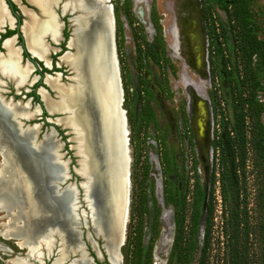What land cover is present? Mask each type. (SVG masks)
Segmentation results:
<instances>
[{
    "label": "rangeland",
    "instance_id": "374dc122",
    "mask_svg": "<svg viewBox=\"0 0 264 264\" xmlns=\"http://www.w3.org/2000/svg\"><path fill=\"white\" fill-rule=\"evenodd\" d=\"M35 1L40 5L37 7L40 8L42 15L39 18L32 16L33 26L30 29L29 38L34 48L40 50L41 35L49 34L52 39H58V24L51 8L53 7L52 10L57 15L64 13L63 15L70 18L75 16L77 11H68L75 9L69 0H66L63 5V9H67L66 11L61 10L64 0ZM87 1L91 5V9L88 14L86 13L85 19L81 18L84 19L82 28L90 27L97 19L100 20L101 17L106 16L108 10L112 16L113 51L121 88L120 108L124 116V128L128 138L126 145L129 179L128 212L124 225L123 243L119 250L122 255L127 256L129 264H198L202 242V217L210 188L213 133L210 104L218 103L216 109L228 117L231 115L233 105L225 70L221 66H217L216 63L227 59V66L231 67V64L234 63L233 47L230 41H224L223 37L219 36L213 40L212 45L216 50L223 51L224 56L223 58L219 54L214 56L213 69L210 71L208 50L211 49V45L209 46L206 35L200 0ZM218 1L211 0L212 9L214 14L222 22H225L226 13ZM261 1L264 0H255L252 2L253 6L256 7ZM22 4L31 8L38 15L34 7L23 2ZM5 16L2 15L0 24ZM19 16L22 18L20 14ZM27 20H29L28 17ZM74 20L77 21L79 18ZM40 23L45 24L48 29H55V34L52 35L48 31L41 32L38 27ZM69 23L67 21V36H70L72 28ZM85 34L84 29L82 32L78 31L79 46L84 42ZM44 39L51 47L56 46V48L62 41L61 38L54 45L47 37ZM75 39V37H71L69 44L76 47ZM6 51V54L0 55V64L4 67L7 77L19 89L18 86L26 82L29 67L22 68L19 65L14 49ZM68 51L70 52L68 57L62 56L61 59L72 69H76L77 55L73 53L75 50L72 48ZM54 54L56 55L58 52L55 51ZM39 56L41 57V54ZM25 60L24 58L23 62ZM37 65L41 68L39 63ZM59 67L62 74L61 82L71 83L69 78L73 76V72L66 65ZM89 71V82L95 81V69L89 68ZM255 72L257 76H261V72ZM46 73L52 75L50 72ZM28 76L31 79L34 73L31 72V75ZM122 76L123 80H121ZM8 78L0 75V94L16 100H26L19 94H13V83ZM73 78L76 79L77 75H74ZM54 82L53 86H49L56 90V93L61 97L59 101L53 100L56 97L52 90L42 82L39 83V88H44L48 92L52 102L48 111L69 110L68 116L63 117L62 113L50 114L44 110L41 111L38 107L41 106L40 102L28 97L29 106L19 102L10 104L8 101H4L7 105H3L0 101V119L13 128L14 132L11 136L13 141H25L33 155H44L49 158L55 182L62 179L63 166L54 160L56 141L52 134L46 135L51 128H54L58 141L62 143L58 150L61 155L60 159L67 160L68 171L66 174L69 175L66 182L75 183L77 186L82 179L73 172L72 168L78 167L76 162L78 156L73 148L75 142L69 139L72 133L65 126L71 127L73 124L79 126L82 121L81 117H87V113L82 109L83 103L87 104L86 100L82 101L77 98L79 95L91 94L92 91H68L70 89L60 85L55 77ZM22 87L30 88L27 84ZM254 91H256L255 95L261 104V123L264 127V80H261V84ZM20 92L23 93V91ZM67 95H70L75 103L69 102ZM34 105L38 107L37 114V109L33 111L29 109ZM17 117L27 118L18 119L23 124H39V132L33 136L36 125L24 129L19 127L15 121ZM55 119H57V123L65 126L54 124ZM71 128L76 133L73 139H78V134L84 131L81 127ZM0 133L1 141L3 140L5 145L7 144L6 151L10 155V160L19 167L23 176L31 184L32 191L36 194L25 154L17 145L5 140L6 136L2 131ZM32 136L40 141L35 143ZM129 136L132 137V148L128 145ZM77 142L79 143V141ZM76 149L81 151V145L76 146ZM131 151H133V155H131ZM130 171H132V176L136 173L137 178L135 180L134 177L133 181L132 177V184L129 178ZM251 171L248 161L244 184L249 203L253 200V173ZM217 185L216 183L214 190L216 198L214 234L218 230L221 205ZM53 190L56 193V198L62 200L71 191L66 188L59 192L54 184ZM99 191V183L95 181L90 196L96 202L99 201ZM80 197L81 190L78 188V199ZM88 202L90 210H92L91 214L94 216V219L91 218L92 221L99 222L100 216L97 215L100 213L99 208H96L93 202L91 204L90 201ZM0 214L2 213L0 212ZM189 220L192 223L189 240L186 243H177L175 241L177 226L180 222L186 224ZM2 221L1 217L0 222ZM60 225L61 223H59L57 232L58 236L63 238L65 230ZM93 226L95 227L94 224ZM94 229L98 230L96 227ZM40 241L45 244V249L48 250L52 246L53 240L44 235Z\"/></svg>",
    "mask_w": 264,
    "mask_h": 264
},
{
    "label": "trees",
    "instance_id": "16d2710c",
    "mask_svg": "<svg viewBox=\"0 0 264 264\" xmlns=\"http://www.w3.org/2000/svg\"><path fill=\"white\" fill-rule=\"evenodd\" d=\"M6 2L13 11H18L10 0ZM252 2L255 0H219L218 4L226 13V20L222 22L214 14L211 0H200L206 35L211 45L208 50L209 70L213 69L215 55L224 56L223 51L216 50L212 45L219 36L224 41H230L234 63L231 67L227 66V59L216 63L225 70L233 105L228 117L216 109L218 103L210 104L213 128L210 188L202 217L198 264H264V127L261 123V104L254 91L264 80V1L256 7ZM14 32L6 29L1 38ZM63 37H67L64 30ZM17 43L22 45L20 35ZM61 48L64 49V43ZM22 56H27L24 50ZM42 71L49 72L44 67ZM255 71L261 72V76H257ZM32 96L39 101L35 93ZM128 145L133 147L131 136ZM248 161L253 173V200L250 203L244 184ZM132 177L133 181L134 177L137 179L136 173L132 176L130 171L131 184ZM216 183L221 205L218 230L214 234ZM191 229L190 220L186 224L180 222L175 230V241L186 243Z\"/></svg>",
    "mask_w": 264,
    "mask_h": 264
},
{
    "label": "bare ground",
    "instance_id": "6f19581e",
    "mask_svg": "<svg viewBox=\"0 0 264 264\" xmlns=\"http://www.w3.org/2000/svg\"><path fill=\"white\" fill-rule=\"evenodd\" d=\"M28 1L31 4L35 3L40 7L38 2H36L35 0ZM69 1L71 5L75 7V9H72L70 11H77V14L71 18L72 23L76 25L78 20L75 21L74 19L83 16H85L83 17L85 19L87 17L86 13L88 14V11H90L91 9V5L87 0ZM93 1L100 2V0ZM65 2L66 0L64 1V3ZM64 3L62 5H64ZM78 3L81 4L78 5ZM21 10L25 13V20L22 26V30L27 42V46L32 53L37 56L41 54V57H39L44 59L42 46H39L40 50H36L29 38V32L31 26H33L31 23L33 15H31L29 12H26V9L24 7H21ZM4 13L5 10L3 9V5L0 3V19L2 15L5 16L6 13ZM27 17L29 18V20H27ZM38 27L41 32L48 31V33H52V35L55 34V29H48L45 24L40 23L38 24ZM75 28L77 27L74 26L72 30V37L76 38V51L73 53L79 52L78 54H80V50L82 49L81 47L79 49L77 40L78 29L75 30ZM85 31L86 34L84 35V42L82 43H85L86 47H88L87 57L85 59L82 69H75V72L79 76V78L74 80V84L72 86L80 91L92 92L91 94L85 96L79 95L77 98L82 101L86 100L87 104L83 103L82 109L87 113V117H81L82 121L79 126L74 124L71 125V127L73 128L81 127L82 129H84V131H81L78 134L79 140H72L76 142L74 145L75 153L78 154L80 157L78 162L82 166H80L81 169L79 171L81 175H86V169L83 168L85 164H87L83 156L86 154V146L83 141V137L87 133V131H89V135L93 137V140L95 142V147L97 149L98 155V162L101 165L100 171L102 173L101 175L103 176L102 187L99 191V201L96 202L91 198L90 190L88 188V185L86 184L83 189V195L85 199L84 201L87 207H89L88 201H90V204L91 202H93L96 208H99L100 213L97 215L100 216V221H94V224L101 225V227L103 228L102 233L104 235V248L108 254L110 261L112 263H116L117 247H120L123 243L124 225L126 221V218L124 217V212L125 209L128 212V206L127 208H125V201L123 200L121 202V200L118 199L119 190H117L116 188L117 185H113V182H115L117 177V165L119 163V157L115 147L111 144V139L114 132V122L117 117L116 105L119 104L121 100L119 91L116 93L113 88L114 79H117V71L113 51L112 25L110 20V14L108 13L106 16L101 17L100 20L97 19L90 27L87 26ZM11 41L12 39H8L5 41L4 45L6 50L13 49L11 46ZM68 55L69 54L66 53L63 55V57L66 58L68 57ZM89 68L95 69V81L89 82ZM45 82H47L48 85L53 86L55 84L54 77L47 76L45 78ZM39 93L45 105V110L48 111L52 106L51 99L42 89L39 91ZM0 101L3 105H7L1 96ZM35 109H37V114L38 108L36 106L33 108V110ZM55 112L56 111H48V113ZM54 121L57 123V119H55ZM62 126L65 125L62 124ZM0 131L5 134L7 138H5V140H8L9 142L17 145L25 154L27 160L26 162L31 170L33 177V187H35L36 190L35 194L32 191L31 184L23 176L19 167L16 166L15 162L10 160V155L8 151H6L7 144L5 145V142H3V140L1 141L0 138V211L3 212L2 217H5V221H3L2 225L0 226V234H2L4 237H11L18 240L21 246L25 247V249L27 248L31 253L37 254L41 248H45V244L40 241L41 237L46 235L47 237L52 239L53 235H58L57 231L59 228V223H61L60 226L65 230V220L58 216V212L57 214H55L53 213V211L55 209L58 211V208L64 205L67 201L72 200V203H74V191L71 186H66L63 189L67 188L71 190L68 193L67 197L64 200L57 199L56 193L53 190V184L55 183L53 175L54 171L53 168H51L50 166L49 158L44 155H33L30 152L29 146L25 141H13L11 138L14 132L13 128L3 123L1 119ZM73 135L75 136L76 133H74ZM77 141H79L80 144ZM79 145H81V151H78L76 149V146L79 147ZM54 160L56 163H60L63 166V170L61 173L62 179L56 181H62L64 179H67V174L64 168V162L60 161L56 150L54 151ZM62 190L57 191L61 192ZM88 215L91 218V211L88 213ZM103 235L101 234L102 237ZM61 254L62 250L60 248L57 254L58 256L56 262L62 259ZM15 261L17 262L18 260L15 259Z\"/></svg>",
    "mask_w": 264,
    "mask_h": 264
},
{
    "label": "flooded vegetation",
    "instance_id": "af4514ba",
    "mask_svg": "<svg viewBox=\"0 0 264 264\" xmlns=\"http://www.w3.org/2000/svg\"><path fill=\"white\" fill-rule=\"evenodd\" d=\"M20 1L22 3L24 0L23 1L20 0ZM64 1L62 2V4L64 3ZM0 3H1V0H0ZM12 3L15 5L14 2H12ZM16 3H19V1L16 0ZM23 3H25V1ZM62 4H61V10L62 11H66L67 9L64 10ZM33 5H35V4H33ZM3 9H4V7H3ZM29 9H31V8H29ZM37 9H38V11L40 13L39 17H41V15H42L41 14V11H40V9L38 7H37ZM68 11H70V10H68ZM14 12L16 13V16H17L16 21H17V19L18 20H21L22 18L19 16V14H20L19 10H18L19 14H18L17 11H14ZM26 12H29V11L26 10ZM51 12H52V14H54L55 11L53 12V10H52ZM56 16H57V18L55 17V19H56V22L58 24V29L61 26L60 33H61L62 41L59 44V47H57L58 48V51L56 49V46L51 47V49H50V50L53 49V51H54L53 53L52 52H49V56H50V60H51L50 61V69H46L44 67L50 73L52 71L60 72L61 71L59 69L60 68L59 67L60 65H62V66H65L66 65L67 67H69L70 69H72L70 67V65H67V63H65L64 61H62V59H61L62 56L59 58L60 64H59L58 67H56L54 63L55 62H58L59 63V61L56 60V59H57V56L59 54H61V52L65 51V50L72 49V48L75 50V48H76L75 46H72L69 43L68 44L72 48H66V46H65L66 39H64V37H63V30L66 31L67 21H68V23L70 21L72 23V20L69 21L68 20L69 17L63 15L62 13H60L58 15L56 13ZM39 17H36V18H39ZM24 18H25V16H24ZM81 18H83V17H80L79 18V20L77 21V24L76 25H74L72 23V30H73V27L74 26L77 27L78 31L80 30L82 32L83 31L82 29L85 30L86 26H85V28H82V21H83V19H81ZM80 24H81V26H80ZM6 29H9V28H7V26H6V27H4V31L3 32H0V43H1V40L4 39L5 37H8V36L12 35V34H10L8 36H5V37L1 38V34H3L6 31ZM9 30H14L15 32L13 34H16L17 35L15 28L9 29ZM57 35H58V39L57 40H59L60 39V36H59L58 30H57ZM45 36L46 37H49L53 41H57V40L52 39L51 35H49V34H45ZM71 36H72V34H71ZM17 37H18V35H17ZM9 39H12V38H9ZM6 40H8V39H5V41ZM5 41H4V43H5ZM12 41H13V39H12ZM12 41H11V46L15 50L16 55H17V58L19 60V57H18L19 56L18 55V49L12 45ZM4 43H3V46L5 47ZM62 43H64V48H65L63 50L61 48V44ZM15 45H18L19 46V44L17 43V41H16V44ZM41 45H43V43ZM78 46H79V44H78ZM80 47L82 49V50H80L81 53L80 54H78L79 52L76 53V55H77V68L82 69L83 64L85 62V59L87 57L88 47H86L85 43H82L81 46H79V49H80ZM0 49H1L0 51H2V48L1 47H0ZM55 51H57L58 54L55 55L54 54ZM66 53H68V52H66ZM21 55H22V53H21ZM24 58L25 57L22 56L21 63H24L23 62V59ZM35 60H34V62H35ZM43 60L46 63H48L46 59H43ZM38 62H40V61H38ZM35 64H36V67L37 68L36 69H32L29 72V75H31V72L34 73V75L41 74V73L44 72V71H42V67H43L42 64H41V66H42L41 68L38 67L37 62H35ZM72 70H73V76L74 75L76 76L77 74L75 72V69H72ZM0 71L2 73H4V75L7 77L6 71H5L4 67L1 64H0ZM61 75L62 74L60 72V80L58 78L59 77V73H53L52 75L51 74L50 75H46L45 78L47 76L55 77L56 80H57V82L60 85L65 86V88H69L70 89L68 91H78L77 88H74L72 86L74 84V80H76V79L79 78L78 75H77V78L76 79H74L73 76L71 78H69L71 80V83H62V82H60L61 81ZM33 78L34 77H32L31 79H29V76H28L27 81H32ZM10 81H12V80H10ZM44 81H45V79H44ZM40 82L41 81H39L37 83L36 82H33L32 84H27V86H30V88H27V87L25 88L24 87L25 90H24L23 87L22 88L19 87V89L17 88L18 91H23V93H21V92L15 93V91L17 89L15 90V87H14L15 84L12 81V83H13V86H12V89L13 90L12 91H14L13 94H15V95H18L19 94L21 98H23L22 97V94H24L25 99H27L28 97H32L33 98L32 94L35 93L34 85L36 84L37 86H39V83ZM45 84H46V87H48V89L52 90L55 93V97L56 98L53 99V100L59 101L60 97L56 93V90H54L52 87H50L46 82H45ZM23 85H25V84H23ZM41 89L43 91H45V89H43V88L40 87L38 89V92ZM45 93L47 94L46 91H45ZM39 95H40V93H39ZM6 98H8V97H6ZM67 100L69 102L75 103L73 101V98H71L70 95H67ZM40 104H41V102H40ZM35 106L36 105H34L33 107L30 106L29 109L33 111V108ZM40 108H42V106H40ZM58 110H59V112H58ZM58 110L55 113H62L64 115V117L69 115V110H63V109H58ZM38 112H39V110H38ZM45 112L47 113L48 111L45 110ZM43 119H45V118H43ZM47 122H49V121H47ZM57 124L60 125V126H62L59 123H57ZM65 127H67L68 129H70L73 132V134L75 133V131L72 130V128L70 126H67L66 125ZM72 139H73V137H72ZM72 202H73L72 200L71 201H67L64 204L67 207H65L63 205V206H61V207L58 208L60 211L59 210L57 211L56 209L53 211V213H55V214H57V212H58V216L60 218H63L65 220L64 221L65 222V231L63 232V238H59V236L57 234H55V235L52 236V240H53L52 241V246L48 250L45 249V248H42V249H40L41 252L39 251L37 254L36 253H31L27 248L25 249V247L21 246V244H20V242L18 240L14 239V238H11V237H4L2 234H0V264H129L127 256L126 255H122L121 252H120V250H118V252H116L117 262L116 263H112L110 261V259L108 257V254H107V252H106V250L104 248V235L102 233V229L103 228L101 227V225L94 224V221L91 220V218L94 219V216L91 215V218H90V216L88 215V213L90 211L92 213V210H90V208L86 206L85 201H83L81 199H78L74 203H72ZM73 204H74V206H73ZM0 212L3 213L2 211H0ZM1 217H2V214H0V218ZM2 218H3V221H5V217H2ZM2 222H0V226L2 225ZM93 224L98 229L97 231H95V229H94L95 227L93 226ZM99 231L103 235V237L101 236V234L99 233ZM60 248L62 250V254H61V258L62 259L60 261L56 262V259H57V256H58L57 254H58V251H59ZM15 259H17L18 261L16 262Z\"/></svg>",
    "mask_w": 264,
    "mask_h": 264
},
{
    "label": "water",
    "instance_id": "95a60500",
    "mask_svg": "<svg viewBox=\"0 0 264 264\" xmlns=\"http://www.w3.org/2000/svg\"><path fill=\"white\" fill-rule=\"evenodd\" d=\"M11 2H13V0H10ZM19 1V5L16 7L19 9H21V7H24L25 9H28L29 12L31 13V15L35 16V17H39L40 13L37 9V7L33 4H31L28 0H24L25 3L29 4V5H32L33 7H35L37 9V12H38V15L31 9L27 8L24 4L21 3L20 0ZM107 0H100V2H105ZM1 3L5 9V11H7V13H9L16 21V13L12 10L11 6H9V4L6 2V0H1ZM21 3V4H20ZM20 14L22 16H25V13L23 11H19ZM54 12V10H53ZM108 13L110 14V20H111V25H112V16H111V13H110V10H108ZM55 14V17L57 18L56 16V12H54ZM64 14V13H63ZM72 18V17H71ZM71 18L69 17L68 20L70 21ZM24 20L25 18H22L21 20H18L14 23V28L16 30V33L17 35H20L21 39H22V45H15L14 47H16L18 49V57H19V65L22 67V68H25V66H29L28 68V73H27V77H26V82L24 84H32L33 82H39L41 81L45 86V76L46 75H50L49 73H46V72H43L41 74H37V75H34L33 77V80L32 81H27L28 79V75H29V72L33 69H36V64L34 62V59H36L37 61H40L42 66L45 67L46 69H50V56H49V52H54L53 49H51V46L50 44H48L44 37H46L45 35H41V40H42V48H43V58L47 60L48 63H46L42 58H39L37 55H35L34 53H32L30 51V49L28 48L27 46V42H26V39H25V36H24V33H23V30H22V26L24 24ZM58 20V19H57ZM70 24L72 25L71 21H70ZM61 26L59 27L58 29V33H59V36H60V39L62 38L61 37V33H60V29ZM73 33L72 31V28L70 30V36H68L66 38V41H65V46L66 48H72L70 47V45L68 44L69 43V40H70V37L71 34ZM50 42H52L53 44H56L58 43V40L57 41H53L51 40L49 37H47ZM5 38L1 40V43H0V46L2 48V51H0V54L1 55H4L7 53L5 47L3 46V42H4ZM57 49V48H56ZM55 49V50H56ZM25 51L27 53V56L25 57V62L24 63H21V58H22V51ZM58 51V49H57ZM66 52L70 53L68 50H65L63 52H61V54H59L57 56V60L59 61V58L61 56H63L64 54H66ZM56 67L59 66L60 64V61L59 63L58 62H55L54 63ZM30 65L32 66V68H30ZM71 72H73L72 69H69ZM52 74L53 73H59V80H60V72H57V71H52L51 72ZM0 74L2 76H4L5 78H8L4 75V73H2L0 71ZM134 77L132 76V79ZM61 82V81H60ZM23 85H20L18 87H22ZM15 88H17L15 85H14ZM113 88H114V91L117 93L119 91V94H120V100H121V88H120V83H119V77H118V74H117V79L115 78L114 79V82H113ZM34 89L36 90L35 91V94L38 95V99L39 101L41 102V106L42 108L39 107V109L42 111L44 110L45 111V105L41 99V96L39 95V92H38V89H39V86H37L36 84L34 85ZM44 89V88H43ZM25 90V88H24ZM46 91V90H45ZM20 91H18V89L15 91V93H19ZM47 92V91H46ZM48 94V92H47ZM55 95V93H54ZM0 96L3 98L4 101H8L10 102V104H15L16 102H19L20 104H27L28 105V98L25 100V101H22V100H19V99H14L12 97H8L6 98L4 95H1ZM22 97H24V94H22ZM29 106V105H28ZM37 107V108H38ZM116 112H117V117H116V120L114 122V132H113V135H112V139H111V144L115 147L117 153H118V157H119V163L117 165V177H116V180L115 182H113V185H117V190H119V198L121 200V202L124 200L125 201V208H127L128 206V186H129V179H128V153H127V137H126V130L124 128V116L121 114L122 113V109L120 108V103L116 105ZM121 112V113H120ZM48 113V112H47ZM19 118H24V119H27L25 117H17L15 120H16V123L19 125V127L21 128H30L32 127L34 124L37 126L36 127V131L34 132L33 136L36 135V133L39 132V124H36V123H32V124H23L22 121L18 120ZM54 124H57L55 123V121H53ZM70 132L72 133V135L69 137L70 140H72V137L74 136L73 135V132L70 130ZM123 132V134H122ZM52 134L54 140L56 141V144H57V148H56V153L58 154V157L60 159V152L58 151L60 149V147L62 146V143L60 141H58L56 135H55V131L53 128L50 129V131L46 134ZM45 135V136H46ZM32 136V138H33ZM43 139V138H42ZM41 139V140H42ZM33 140L35 142H38L40 140H37V139H34ZM83 141L85 143V148H86V154L83 155L84 156V159L86 160L87 164H85V166L83 168L86 169V172L85 174L86 175H81L79 173L80 169H81V165L79 164V155L76 154L78 156V160L76 161L77 164H78V167L77 168H72L73 172L76 173L82 180L80 182H78L77 186L78 188L81 190V197L80 199L81 200H85L84 199V195H83V189L84 187L86 186V184L88 185V188L89 190L91 191L92 190V186H93V183L95 181H97V183H99V188L102 187V173H101V165L100 163L98 162V155H97V149L95 147V142L93 140V137L89 135V131H87V133L84 135L83 137ZM75 142V141H74ZM76 143V142H75ZM74 148V147H73ZM60 161H63L64 162V168H65V171H68V167H67V160H61ZM81 166V167H80ZM84 169V170H85ZM68 173H67V177H68ZM126 178V179H125ZM62 184V186H61ZM54 186L57 190H62L63 188H65L66 186H71L73 188V191H74V201H77L78 200V188L76 186L75 183H70V182H66V179L62 180V181H55L54 183ZM115 188V187H114ZM125 191V193H124ZM127 216V211L125 209V212H124V217L126 218ZM119 250V247H117V252ZM120 256V255H119ZM109 261V260H108ZM164 264V263H163Z\"/></svg>",
    "mask_w": 264,
    "mask_h": 264
},
{
    "label": "crops",
    "instance_id": "0c3cea01",
    "mask_svg": "<svg viewBox=\"0 0 264 264\" xmlns=\"http://www.w3.org/2000/svg\"><path fill=\"white\" fill-rule=\"evenodd\" d=\"M13 2L15 3V5H19L18 3H16V1L13 0ZM36 5V4H35ZM38 6V5H36ZM21 9H19L20 11ZM28 10V9H26ZM22 11V10H21ZM29 11V10H28ZM7 13V11H5ZM30 13V12H29ZM31 14V13H30ZM8 16H5V19L7 20H3V22L0 24V32H3L4 31V27L7 26V28L9 29H13L14 28V23H15V19L9 14L7 13ZM22 16V15H21ZM22 18H24V16H22ZM9 38H12L13 41H12V45L15 46L16 44V41H17V35L16 34H12L8 37H5V39H9ZM5 41V40H4ZM4 43V42H3ZM1 47V46H0ZM30 68H32V66L30 65ZM33 69V68H32Z\"/></svg>",
    "mask_w": 264,
    "mask_h": 264
}]
</instances>
